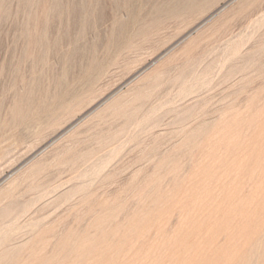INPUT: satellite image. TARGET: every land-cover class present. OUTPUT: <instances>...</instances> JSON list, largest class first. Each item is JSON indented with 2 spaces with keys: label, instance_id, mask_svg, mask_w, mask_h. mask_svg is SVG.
Wrapping results in <instances>:
<instances>
[{
  "label": "rangeland",
  "instance_id": "rangeland-1",
  "mask_svg": "<svg viewBox=\"0 0 264 264\" xmlns=\"http://www.w3.org/2000/svg\"><path fill=\"white\" fill-rule=\"evenodd\" d=\"M172 1L0 0V264H264V0Z\"/></svg>",
  "mask_w": 264,
  "mask_h": 264
},
{
  "label": "bare ground",
  "instance_id": "bare-ground-1",
  "mask_svg": "<svg viewBox=\"0 0 264 264\" xmlns=\"http://www.w3.org/2000/svg\"><path fill=\"white\" fill-rule=\"evenodd\" d=\"M127 1H129V2H132L133 0H127ZM195 1V0H194ZM51 3H52V1H51ZM50 3V4H51ZM60 3H63V2H60V0H54V4H53V9H54V11L56 12V11H60ZM192 4H193V0H174V1H172L171 3H169L168 5L170 6V8L169 9H172V10H170V11H172L171 12V14L172 13H176V12H179L180 13V11H183V10H185V9H187V8H191V7H193L192 6ZM42 5V4H41ZM64 5V4H63ZM42 7V6H41ZM65 7V6H64ZM87 7V6H86ZM49 8H52V7H49ZM66 8V7H65ZM65 8H63V9H65ZM83 8V7H82ZM45 9H46V7H45ZM90 9V8H89ZM243 9V8H242ZM84 10V9H83ZM83 10H79L78 8H76V9H74L73 8V11L75 12V13H77V11H78V13L80 12V11H82L83 12ZM168 11V10H167ZM48 12H49V10H48ZM85 13V12H84ZM46 14H47V12H46ZM50 14H51V12H50ZM56 14V13H55ZM54 14V15H55ZM36 20V19H35ZM37 23V22H36ZM44 24H46V23H44ZM37 25H38V23H37ZM46 28V27H45ZM145 29V28H144ZM147 29V28H146ZM119 32H121V30H120V28H118L117 29ZM141 30V29H140ZM27 34H29V33H27ZM118 35V34H117ZM120 35L121 34H119L117 37L118 38H120ZM42 40V39H41ZM40 40V41H41ZM42 42V41H41ZM32 43V42H31ZM48 46V45H47ZM191 47V46H190ZM250 57V56H249ZM246 67V66H245ZM239 74V73H238ZM157 78V77H156ZM194 79V78H193ZM184 81V80H183ZM205 81V80H204ZM179 82H181V81H179ZM206 84V83H205ZM204 85V84H203ZM205 86V85H204ZM203 87V86H202ZM187 91V89H184V91ZM194 91V90H193ZM182 93H183V91H182ZM148 98V97H147ZM133 100V99H132ZM144 101V100H143ZM162 106V105H161ZM117 107V106H116ZM163 107V106H162ZM21 108V107H20ZM159 109V108H158ZM186 109V108H185ZM16 110V109H15ZM23 110V109H22ZM22 110H20V112L22 111ZM190 110V109H189ZM150 111V110H149ZM186 111V110H185ZM19 113V112H18ZM16 114V113H15ZM185 115V114H184ZM151 117V116H150ZM185 121V120H184ZM145 122V121H144ZM152 122V121H151ZM146 124H148V123H146ZM193 131V130H192ZM192 133V132H191ZM190 133V134H191ZM189 134V133H188ZM198 134V133H197ZM117 151V150H116ZM115 152V151H114ZM114 152H111V153H114ZM111 155V154H110ZM110 161V160H109ZM106 163H107V161H106ZM105 163V164H106ZM96 169V168H95ZM98 169V168H97ZM96 169V170H97ZM100 169V168H99ZM93 170V169H92ZM99 171V170H98ZM95 172V171H94ZM86 175V174H85ZM83 176V175H82ZM90 176V175H89ZM6 193H8V192H6ZM10 194V193H9ZM158 197V196H157ZM13 205V204H12ZM11 205V206H12ZM3 219V218H2ZM113 220V219H112ZM102 226V225H101ZM1 229V228H0ZM12 229H13V226H12ZM5 230V229H4ZM10 230V229H9ZM8 232V231H7ZM0 234H1V232H0ZM5 233H3V235H4ZM99 234V233H98ZM68 237V236H67ZM5 239V238H4ZM3 239V240H4ZM2 240V241H3ZM77 245V244H76ZM75 245V246H76ZM72 247V246H71ZM77 247V246H76ZM32 248V247H31ZM13 250V249H12ZM71 250V249H70ZM75 250V249H74ZM79 250V249H78ZM12 253V252H11ZM20 254V253H19ZM16 255V254H15ZM18 257V256H17ZM16 257V258H17ZM21 257V256H20ZM4 259V258H3ZM18 260V259H17ZM16 260V261H17ZM15 261V262H16ZM36 262V261H35ZM82 262V261H81ZM7 264V263H6ZM15 264V263H14ZM75 264V263H74ZM79 264V263H78Z\"/></svg>",
  "mask_w": 264,
  "mask_h": 264
}]
</instances>
